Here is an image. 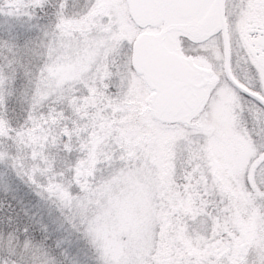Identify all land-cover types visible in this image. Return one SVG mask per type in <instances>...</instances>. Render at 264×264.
<instances>
[{"label":"rangeland","instance_id":"obj_1","mask_svg":"<svg viewBox=\"0 0 264 264\" xmlns=\"http://www.w3.org/2000/svg\"><path fill=\"white\" fill-rule=\"evenodd\" d=\"M94 3L90 28L86 30L82 25L81 33L88 31L89 35H80L77 39L69 33L65 43L70 51L81 55V71H87L95 61L94 49L103 50L105 55L116 53L118 62L126 61L122 67L127 86L125 99L119 104L92 95L88 108L94 111L85 109L80 114L88 122L83 130L115 129L119 133L123 130L125 141L120 138L118 144L127 143L120 151L128 156L127 163L132 170L120 171L109 164L104 169L105 179L90 181L88 177L95 175V165L91 163L94 153L91 159L83 160L78 172V178L83 177L79 180L83 194L77 198L80 203L74 211L94 218L92 227L100 243L98 252L86 249L80 235L62 219L58 210L42 201L35 214L40 215L37 224L46 237L40 243L50 247L44 251L56 258L58 264H103L105 259L113 264H264V187L257 180L264 175L261 170L264 157L250 159V146L233 130L232 105L236 97L229 83L235 85L225 69L224 49L222 53L217 40L215 43L213 40L216 60L222 56L223 62L212 65L209 70L205 97L195 111L174 121H163L152 110L153 90L135 69L134 49L142 32L162 36L166 23L162 21L144 28L134 24V29L128 28L125 36L118 37L115 32H122L123 23L120 25L118 21V28L108 18L112 16L115 20L124 16L131 20L127 0H94ZM227 6V30L232 38L245 26L247 14L241 12L237 1L229 0ZM260 7L263 8V2ZM9 8L6 11L17 17L3 14L0 19L17 23L6 32L7 47L0 51L11 58L15 51L14 37L20 34L19 28L25 29L23 23L27 18H21L22 12ZM176 46L183 53L196 50L194 42L184 37L178 38ZM194 58L198 59L193 55ZM60 71L71 73L76 68L69 65ZM231 73L241 82L250 79L242 69L234 71L233 68ZM256 118L260 119L258 111ZM188 133L208 138L204 145L206 167L197 170L190 184L184 179L177 186L172 179L171 162L175 141L178 135ZM91 144L93 148L95 142ZM110 152L106 150L103 154ZM241 175L246 179H239ZM6 176L11 180L17 177L25 183L15 171H10L9 177L0 167V191L12 186L13 182ZM66 195L71 200L72 194ZM39 211L47 213L46 217ZM189 215H200V227L196 219L187 223ZM243 243H246L244 251Z\"/></svg>","mask_w":264,"mask_h":264},{"label":"clouds","instance_id":"obj_2","mask_svg":"<svg viewBox=\"0 0 264 264\" xmlns=\"http://www.w3.org/2000/svg\"><path fill=\"white\" fill-rule=\"evenodd\" d=\"M96 5L94 0H34L29 6L27 19L23 26L31 27L30 38L26 45L18 46L11 58L5 56L0 61V162L14 169L25 184L32 188L43 202L58 210L62 219L80 235L88 250L97 254L100 243L93 231V217L84 216L74 211L82 197L83 190L75 170L77 161L67 164L59 160L33 158L37 151L31 144L34 130L42 122L52 121L50 135L60 140L64 127L72 124L74 130H83L88 122L81 119V112L88 108V101L94 95L108 100L112 104L121 103L126 96V75L122 67L125 60L117 61V54L94 49L95 61L87 71H81V55L70 51L65 39L69 31L75 38L88 36L79 29L88 23ZM227 9V5L225 6ZM235 19V15L231 17ZM217 43L223 53V29L217 34ZM207 54L214 63L217 61L211 53ZM74 66L75 72L65 73L60 69ZM247 83V81H242ZM236 99L232 105L233 130L251 150L250 159L264 157V104H260L246 95L236 86H232ZM258 91L264 90V83L253 85ZM260 114L257 120L256 113ZM176 127L175 122H171ZM79 138V131H77ZM208 138L193 137L191 133L178 135L175 141L172 158L173 182L179 186L186 179L189 184L195 178L198 169L206 167L204 145ZM193 143L195 147H193ZM89 139L80 138L78 160H88L91 155ZM115 157V159H113ZM128 156L123 151L95 157V175L90 181L105 179L104 169L111 164L112 168L132 170L127 163ZM248 170L246 169V172ZM239 179H246L241 175ZM199 183V180H197ZM195 187V185H192ZM66 193H71L69 200ZM42 244L30 238L21 239L16 233L4 238L3 250L0 251V264H58V260L43 250ZM103 264H113L105 259Z\"/></svg>","mask_w":264,"mask_h":264},{"label":"water","instance_id":"obj_3","mask_svg":"<svg viewBox=\"0 0 264 264\" xmlns=\"http://www.w3.org/2000/svg\"><path fill=\"white\" fill-rule=\"evenodd\" d=\"M207 1L127 0V4L131 19L139 27L155 25L170 17L177 21L172 26L177 32L201 38L206 36L215 15L222 10V0H217L208 15L198 20ZM167 30L159 37L149 32H142L137 37L134 64L154 90L151 98L154 115L165 121H174L196 107V90L209 83V71L169 45L165 41ZM245 246L246 243L241 245L243 251Z\"/></svg>","mask_w":264,"mask_h":264},{"label":"trees","instance_id":"obj_4","mask_svg":"<svg viewBox=\"0 0 264 264\" xmlns=\"http://www.w3.org/2000/svg\"><path fill=\"white\" fill-rule=\"evenodd\" d=\"M31 5H34V0H0V16L5 14L7 16L11 15L13 17H17L12 14H9L10 12L6 11L10 9V6L12 9H15L18 12H22V15L25 14V16L21 15V18H27L28 9ZM115 12L118 13V11ZM119 19L114 20L112 16L108 18V22L111 23L113 26L114 21L117 24L118 28V21L120 25L121 22L124 25V29H122V32H119V34L117 31H114L116 36H125L128 28H135L134 23L130 19H126L124 16L119 17ZM7 20L9 19H0V49L2 50H6L5 47H7L5 46V41L8 39L9 36L6 34V32L8 31V29H13L14 27L12 26L17 23L16 20H10L12 23H9ZM5 22L9 23L10 25H6ZM89 24L90 21L89 23L84 24L86 30L90 28L88 27ZM83 28L84 26H82L79 31L82 32ZM19 31L20 34H16V36L14 37L16 39L15 43L18 46L26 45L30 38L32 28H19ZM69 33L73 35L71 30L69 31ZM131 39H134V37ZM5 56H7V54L4 51H0V61H3ZM2 107V98H0V108ZM82 118L83 115L81 116V119ZM2 123L3 122L0 121V124ZM50 124L52 125V127H55V125L52 124V121L50 120L47 123L42 122L41 125L34 130L33 135L31 137V144L37 151L32 152L33 158L39 159L42 157L44 159H52L53 161L59 160L61 163L64 164H67L69 162V158H71V160L77 161V165L75 166L77 174L80 169L79 164L83 162V160H78V156L80 154V149H78L80 144V138L84 136L88 137L89 148L92 150L91 153L93 152L95 157L97 154H103L106 150H111L112 152H110L109 154H113L114 152L120 151L122 148H125L127 145L126 142L124 143L125 140L122 137L123 130H121L120 133L118 132L119 130L117 131L115 129L74 130L72 124H68L67 127H64L61 139L56 140L54 139L53 135L49 134V132L51 131L49 127ZM77 131H79V138L76 134ZM120 138H122L124 141L123 143L118 144ZM92 142H95V146L93 148L91 144ZM96 144L99 145L101 148H98ZM101 151H103V153ZM109 154L106 155L110 156ZM95 157L91 162L93 165H95ZM0 167L4 169L5 174H8V176L10 171H15L14 169H10L9 167L4 165H0ZM6 179L13 183L10 188H5L0 191V247L1 242L3 246L4 238L10 237L13 233L18 234L21 239L30 238L38 245L41 244L40 242L44 241L46 237L45 233L41 230V226H38L37 224L40 215L35 213H37L36 211L40 210V204L42 203V199H40L38 194L34 190L32 191L30 187H28L29 189L25 188L28 185L23 182H19V179L17 177H13L14 180H11L6 176ZM8 180L7 182H9ZM39 212H41V215L43 217H46L47 213L43 214L42 211ZM192 219H196V221L198 220V223L202 222L200 220V215H189L187 223L190 224V222L193 221ZM187 223L186 226L188 225ZM46 247L48 249L50 248L48 245ZM47 248L44 247L43 250H47ZM77 249L80 248L77 247Z\"/></svg>","mask_w":264,"mask_h":264},{"label":"flooded vegetation","instance_id":"obj_5","mask_svg":"<svg viewBox=\"0 0 264 264\" xmlns=\"http://www.w3.org/2000/svg\"><path fill=\"white\" fill-rule=\"evenodd\" d=\"M217 0H208L205 4V7L198 16V20L205 18L208 13L211 11V8ZM231 2L237 1L240 5L241 12H246L247 16L245 17V26L239 29L237 33L234 34L232 38L228 35L227 30V9L226 5L229 0H222L223 8L221 11L215 15L214 23L212 27L208 30L206 36L201 38H193L187 33H179L172 28L177 22L175 19L168 17L164 20L166 23V28L171 27L167 30L166 41L168 43L171 40L175 39L174 47L176 46V41L180 37L187 38L194 42L196 46L195 52L189 51V53H183L178 48V50L186 55L198 57L194 61L199 66L205 67L208 70H212V65H217L213 62V59L210 58L207 54H197L200 52L211 53L215 57L214 49L216 44L217 34L220 33L223 29V49L225 57V69L228 74V77L233 82L235 86H240L247 89L249 92L252 90L247 87L246 84L237 79V77L231 73V69L234 71L242 69L246 71V74L251 76L252 69L255 68L258 71L263 70L264 73V0H230ZM263 2V8L260 7ZM252 9V11H250ZM263 21V24H261ZM206 59L208 63L204 61ZM216 59V57H215ZM246 81V80H245ZM238 83V84H237ZM258 95V93H257ZM205 97V90H196L195 98L198 102H202ZM191 111H189L190 113Z\"/></svg>","mask_w":264,"mask_h":264},{"label":"snow or ice","instance_id":"obj_6","mask_svg":"<svg viewBox=\"0 0 264 264\" xmlns=\"http://www.w3.org/2000/svg\"><path fill=\"white\" fill-rule=\"evenodd\" d=\"M256 82L264 83V73L253 68L250 79L247 81L248 88L252 89V91L249 92L247 89L240 87V86H236V87H238L240 90H242L246 95L251 96L253 98V100L257 101L260 104H264V90L258 91L253 86ZM257 93H259V94L257 95ZM261 170L264 171V165H262ZM257 180H258V182L261 183V187H264V175L258 176Z\"/></svg>","mask_w":264,"mask_h":264}]
</instances>
